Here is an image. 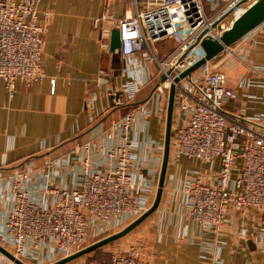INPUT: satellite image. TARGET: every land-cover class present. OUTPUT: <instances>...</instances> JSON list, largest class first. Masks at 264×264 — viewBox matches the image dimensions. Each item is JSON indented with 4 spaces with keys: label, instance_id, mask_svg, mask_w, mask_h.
Masks as SVG:
<instances>
[{
    "label": "built area",
    "instance_id": "1",
    "mask_svg": "<svg viewBox=\"0 0 264 264\" xmlns=\"http://www.w3.org/2000/svg\"><path fill=\"white\" fill-rule=\"evenodd\" d=\"M214 1L207 11L203 0H132L130 13L117 17L106 7L92 19V28L101 51L110 55V32L113 27L119 30L118 71L126 77L118 88L109 90L112 108L134 102L142 87L155 80L151 96L156 95V111L162 115L174 83L169 157L198 162L212 174L205 179L200 171H193L183 182L188 219L215 236L236 235L241 241L251 239L264 247V112L248 115L247 109L253 107L230 105L238 97L257 98L248 89L264 88V73L255 68V75L230 86L217 54L179 78L204 57L203 39H218L258 0ZM39 2L0 0V80L9 95L18 83L28 87L45 78L40 55L52 10L39 12ZM263 31L264 20L241 37L252 38ZM223 51L234 54L231 45ZM99 74L105 75V70L100 69ZM50 82L53 85L55 81ZM146 113L143 102L125 109L111 122L106 140H113L118 129L123 137L104 153L109 160L107 168L96 167L91 155L93 141L72 148V154L81 156L80 181L74 189L40 184L35 194L22 187L29 180L28 170L2 176L5 186L0 194L7 195L11 205L4 214L0 238L8 241L15 258L57 261L86 247L89 239L110 235L124 221L148 209L152 191L135 182L130 168L137 159L138 142L128 139L131 126ZM59 166L60 158H47L40 170L49 177V172L55 174ZM219 248L202 264H220ZM0 261L12 263L1 253ZM70 264L152 263L131 244L108 259L74 260Z\"/></svg>",
    "mask_w": 264,
    "mask_h": 264
},
{
    "label": "crops",
    "instance_id": "2",
    "mask_svg": "<svg viewBox=\"0 0 264 264\" xmlns=\"http://www.w3.org/2000/svg\"><path fill=\"white\" fill-rule=\"evenodd\" d=\"M131 2L40 0L39 12L47 8L52 10L40 55L45 78L28 87L18 83L12 95H9L0 80V168L16 166L29 157H36L21 168L30 172L29 180L22 185L23 188L36 194L40 184L67 189L77 187L81 174V156L72 154L71 150L87 140L94 142L91 155L98 164L96 167L104 169L109 165L104 153L119 144L123 134L118 129L114 139L107 141L105 133L111 122L119 119L125 110L113 111L109 90L118 88L126 75L118 69L111 71V55L101 51L97 34L92 28V19L106 7L111 8L117 17H122L131 12ZM231 46L234 54L227 55L226 51H221L217 55L219 58L224 56L225 64L221 68L230 86L235 87L245 77L255 75V68L264 73V36H256L250 41L241 37ZM232 61L237 64L234 69L230 68ZM100 69L105 70V75L99 74ZM152 69H155L154 66ZM50 79H54L53 85ZM154 83L155 80L147 82L135 101L144 98ZM248 93L257 98L238 97L230 105L233 108L253 107L247 109L248 115L264 112V88L252 87ZM144 103L147 113L134 122L128 135V139L138 142L137 159L132 162L130 171L137 185L142 184L143 188L151 189L152 203L163 156L164 133L162 137L159 118L166 115V109L162 115L156 111L155 94L150 95ZM108 113L109 117L95 130L63 145L82 136L93 123ZM47 158H60V166L55 174L49 172L51 175L44 177L40 166ZM205 168L185 157L176 160L169 157L159 205L147 217V222L153 225L156 223L151 238L154 246L150 256L152 259L149 261L152 264H202L204 259L213 256L219 246L222 258L220 264H234L227 262L233 255L234 262L237 261L235 264H264V261L258 263L257 258L252 261L249 256L252 254L264 259V247L261 244L249 239L253 243V248H250L247 241L240 240L238 243L231 235L215 236L186 216L187 207L181 186L193 171H200L203 178L209 179L212 174L209 175ZM4 174L7 173H0V191L5 186L1 179ZM49 200L50 196H47L46 201ZM10 205L8 196L0 194V226ZM250 233H253L252 228ZM232 241H236L238 246L232 247ZM0 246L10 250L8 241L1 238ZM27 261L30 260L24 263L54 262ZM0 264L4 263L0 261Z\"/></svg>",
    "mask_w": 264,
    "mask_h": 264
},
{
    "label": "water",
    "instance_id": "3",
    "mask_svg": "<svg viewBox=\"0 0 264 264\" xmlns=\"http://www.w3.org/2000/svg\"><path fill=\"white\" fill-rule=\"evenodd\" d=\"M264 20V0H258L256 3H254L252 6H250L244 13H242L238 18L233 20L232 24L228 27V29L224 30L218 39H203L201 41V47L203 48L205 55L202 59L197 61L195 64L190 66L186 71L181 73L179 75V78H182L184 76L190 75L196 68H198L202 63H204L206 60L211 59L215 55L219 54L226 46L231 45L233 42H235L237 39H239L243 34H245L247 31H249L254 26L258 25L260 22ZM120 37H119V30L117 27H113L110 32V40H109V50L111 52V59H110V67L112 69H119L121 66V54H120ZM162 80L165 79V77L161 78ZM178 78L174 79V82H177ZM150 91L144 98L139 99L137 101L127 103L118 107L113 108V111L118 110H124L130 107H135L141 103H143L150 95ZM174 92H175V85L172 83L168 90L167 95V105H166V115H165V127H164V137H163V156H162V162L161 167L158 175V181H157V188L154 195V199L151 203V205L148 207V209L143 212L140 216L133 219L132 222L127 224L124 228L121 230L112 233L110 235H107L106 237H103L95 242H93L90 245H87L86 247L82 248L81 250L64 257L62 259H59L57 261H54L51 264H66L71 261H74L86 254H89L90 252L103 247L109 243H112L116 241L117 239L125 236L128 232H130L132 229H134L138 224H140L144 219H146L149 215H151L158 207L162 190L165 183L166 178V172H167V165L169 161V148H170V137H171V124H172V117L174 112ZM110 113L105 115L104 117H101L98 119L93 125L87 129L85 132H83L82 136H78L72 140L67 141L63 145H67L69 143H72L79 138L89 134L93 130H95L97 127H99L108 117ZM36 157H29L19 163L16 166L8 167V168H0V173H9L16 170L21 169L26 163L31 161ZM247 245L250 248H253V243L249 240L247 241ZM0 253L3 254L7 259L12 261L15 264H25L21 260L15 258L11 253H9L6 249L0 246Z\"/></svg>",
    "mask_w": 264,
    "mask_h": 264
},
{
    "label": "rangeland",
    "instance_id": "4",
    "mask_svg": "<svg viewBox=\"0 0 264 264\" xmlns=\"http://www.w3.org/2000/svg\"><path fill=\"white\" fill-rule=\"evenodd\" d=\"M214 2H215L214 0H203L205 9L207 11H209L211 9V7H213ZM256 36H264V33H258L254 37H256ZM254 37H252L251 39L248 38V39H246V41L253 40ZM168 47H169V45L166 46V48H168ZM164 49L165 48L162 47L161 48V51L163 52ZM223 57L224 56L221 57L222 58L221 66H223L225 64ZM236 65H237L236 62L235 61H232L231 62V65H230L231 66L230 68H233L234 69L236 67ZM174 115H175V113H174ZM164 118H165V115H162L159 118V120H160L159 121V127H160V133H161L162 137H163V133H164V123H165L164 122ZM196 163L198 165L202 166L200 163H198V162H196ZM1 179H3V178L1 177ZM147 219L148 218H146L144 221H142L140 224H138L134 229H132L130 232H128L125 236L117 239L116 241H114L112 243H109V244L103 246L102 248H99L95 252H90L89 254H86V255L82 256L81 259H79V258L78 259L79 260H83V259H106L112 253L119 254L120 252H122L123 250H125L126 248H128V246L131 245V244L132 245H136L138 247V249H140L141 256L145 260L152 259V258H150V256L153 253L152 252V249L154 248V246H153V240H151V238L153 237V234H154L153 232L155 231L154 230V225L156 223L153 225V223L147 222ZM132 221L133 220L131 218L130 219H127L119 227L115 228L113 233L121 230L122 228H124L127 224H129ZM110 234H112V233H110ZM233 237L236 239L237 242L240 241L236 237V235H234ZM101 238H103V237L102 236H99V237H97L95 239H89L88 245L92 244L93 242H95V241H97V240H99ZM236 241H232V243H233V246L232 247H234L235 245L238 246V244H237ZM8 252H9V250H8ZM251 255L252 254H249V256L252 259V261H253V259L255 260V258H257V262L258 263H262V261H264L263 258L261 260L258 257H254V256H251ZM219 259H222L220 255H219ZM25 260L22 259L21 261L22 262H25ZM234 261H235L234 255L233 256H230V258L227 259V262H233L234 264L237 263V261L236 262H234ZM27 262H30V261H27ZM13 264H15V263H13ZM68 264H70V262Z\"/></svg>",
    "mask_w": 264,
    "mask_h": 264
},
{
    "label": "trees",
    "instance_id": "5",
    "mask_svg": "<svg viewBox=\"0 0 264 264\" xmlns=\"http://www.w3.org/2000/svg\"><path fill=\"white\" fill-rule=\"evenodd\" d=\"M100 248H102V247H100ZM99 249V248H98ZM98 249H96V250H98ZM96 250H94V251H92V252H95ZM82 257H80L79 259H81ZM109 258V257H108ZM108 258H106V259H108ZM79 259H76V260H79ZM75 260V261H76ZM94 260H103V259H94Z\"/></svg>",
    "mask_w": 264,
    "mask_h": 264
}]
</instances>
